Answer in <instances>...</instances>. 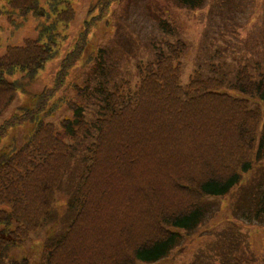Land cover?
I'll use <instances>...</instances> for the list:
<instances>
[{"label": "trees", "instance_id": "1", "mask_svg": "<svg viewBox=\"0 0 264 264\" xmlns=\"http://www.w3.org/2000/svg\"><path fill=\"white\" fill-rule=\"evenodd\" d=\"M121 1L91 3L89 20L51 84L31 94L29 85L44 63L58 56L76 13L70 0H5L6 19L15 29L22 24L18 19L29 16L39 27L37 40H24L0 56V117L17 94L26 99L0 123V207L7 208H0V264H28L11 253L41 230L69 160L87 140L74 217L43 264L157 263L202 225L205 197L226 196L252 169L253 156L264 159V111L250 107L264 108V63L238 66L227 87L217 77H190L182 85L186 47L176 41L164 51L156 48L153 60L137 66L136 80L119 87L107 89L98 82L91 88L88 80L73 79L75 69L95 76L104 71L105 50L97 48L87 58L86 50L93 32L108 25ZM171 1L188 10L204 4ZM157 22L172 34L169 22ZM90 98L98 105L91 121L85 116ZM63 111L69 115L57 125L50 122ZM25 127L30 130L17 147L10 135ZM253 215L264 225V190Z\"/></svg>", "mask_w": 264, "mask_h": 264}, {"label": "rangeland", "instance_id": "2", "mask_svg": "<svg viewBox=\"0 0 264 264\" xmlns=\"http://www.w3.org/2000/svg\"><path fill=\"white\" fill-rule=\"evenodd\" d=\"M95 1L70 0L76 19L65 31L67 40L60 42L58 56L44 63L39 78L29 85V93L38 94L51 84L84 20H89L86 12ZM8 11L5 0H0V56L8 47H21L24 40L38 38L37 18L18 19L22 24L15 29L6 19ZM156 18L169 22L172 34L164 33ZM95 31L85 57L103 48L104 71L97 76L88 69L72 72L75 81L78 77H81L80 83L88 80L91 88L98 82L113 89L121 86L124 80L135 81L138 65L153 60L156 48L164 51L167 43L175 44L176 41L183 42L186 47L182 52V85H186L190 77H217L222 78L227 87L235 81L238 66H253L257 61L264 63V0H204L203 6L196 10L180 9L171 0H122L112 8L108 25L101 24ZM25 101V96L17 94L1 115L0 123L16 107L26 104ZM250 107L264 111L258 104ZM85 108L86 119L93 120L98 108L96 100L87 99ZM67 115L63 111L50 122L57 125ZM29 130L30 127L19 128L11 133L10 137L18 141L17 147ZM90 142L85 141L73 153L49 217L28 242L14 249L13 259L43 264L48 248L71 225L77 208L76 189L85 174L84 158ZM255 157L252 169L226 196L205 197L202 225L195 232L184 235L182 243L167 258L154 264H264V225L253 215L254 204L264 190V159ZM0 208L7 210L6 206ZM170 229L180 232L173 227Z\"/></svg>", "mask_w": 264, "mask_h": 264}]
</instances>
